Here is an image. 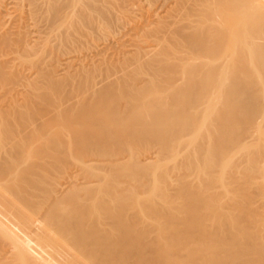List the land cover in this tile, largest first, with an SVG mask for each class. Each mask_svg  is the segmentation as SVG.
Returning <instances> with one entry per match:
<instances>
[{
  "label": "bare ground",
  "instance_id": "bare-ground-1",
  "mask_svg": "<svg viewBox=\"0 0 264 264\" xmlns=\"http://www.w3.org/2000/svg\"><path fill=\"white\" fill-rule=\"evenodd\" d=\"M11 76L0 264H264V0H0Z\"/></svg>",
  "mask_w": 264,
  "mask_h": 264
},
{
  "label": "rangeland",
  "instance_id": "rangeland-1",
  "mask_svg": "<svg viewBox=\"0 0 264 264\" xmlns=\"http://www.w3.org/2000/svg\"><path fill=\"white\" fill-rule=\"evenodd\" d=\"M112 37V36H111ZM115 37V38H114ZM114 37L113 38H111L110 39V37H109V43L107 42V43H105V44H103L102 45V47L101 48H105V49H107V52H114L115 51V49L117 48V42L119 41V42H121V41H123V42H125V44L127 45V46H129V44H130V40H128V36H120V34L117 36V35H114ZM119 39V40H118ZM116 40H118V41H116ZM111 42V43H110ZM113 44V45H112ZM106 45V46H105ZM103 46H105V47H103ZM115 46V47H114ZM79 48H80V45H79ZM113 49V50H112ZM123 49H125V50H130L131 48H129V47H125V48H123ZM93 51V50H92ZM87 52V53H86ZM72 55V54H71ZM78 55H82V56H85V57H87L88 59H86V61L87 62H91V61H95V60H98L99 59V56L97 55V53H96V51H94V52H89L88 50H85L84 52H82V53H75V55H73L72 57H76V56H78ZM89 55V56H88ZM93 57H94V59H93ZM123 63V62H122ZM121 63V64H122ZM120 66V67H119ZM120 68H121V65H117L116 66V68H114V66L112 67V70H114L115 72H117L119 75H121L122 73H121V71H120ZM79 75V77L80 78H78V76H77V81H79V80H83L84 78V74H83V76H82V74H78ZM13 77L11 76V77H4L3 79H2V82H1V80H0V111L2 112V114L3 115H7L6 114V112L8 113V114H14L15 113V109L18 107L17 106V104H23L24 102H25V99H26V95L25 94H27L26 92L24 93V87H20V86H17V87H14L13 85H12V82L14 81L13 79H12ZM83 78V79H82ZM7 79V80H6ZM12 79V80H11ZM114 79V77H112V78H109V79H106L105 81H104V83H106V84H108V82H110V81H112ZM11 80V81H10ZM10 84V85H9ZM101 84H103V83H101ZM101 84H100V86H101ZM104 85V84H103ZM102 85V86H103ZM12 89H11V88ZM15 88V89H14ZM14 89V90H13ZM44 89H46V87H44ZM43 89V91H40V92H42V93H45L47 90H44ZM12 90V91H11ZM24 93V94H23ZM23 94V95H22ZM23 99V100H22ZM72 99V100H71ZM78 102V98L75 96V98H74V96H66V97H64L63 98V101H61V102H57V105H56V103H54L53 102V104H51L52 106H50V104L49 105H47V106H43L44 108L45 107H49V109L51 110H56V109H58V108H60V109H63L64 107H66V108H68V106H67V104H70V107L72 106V105H75L77 102L75 101V100ZM65 100V101H64ZM19 101V102H18ZM2 102V103H1ZM74 102V103H73ZM10 104V105H9ZM38 106H41V105H43V104H41V105H39V104H37ZM45 105V104H44ZM57 106L56 108H55V106ZM60 106V107H59ZM40 108H42V106L40 107ZM39 108V109H40ZM43 108V109H44ZM18 109H20V107L19 108H17V110H16V112L18 111ZM47 109V108H46ZM42 110V109H41ZM1 114V113H0ZM105 160L107 159L108 160V158H104ZM75 159L73 158L72 159V161H74ZM102 160V159H101ZM93 161V160H92ZM91 161V164L93 163H97L96 165H104V162H102V163H100L97 159H94V161L92 162ZM99 162V163H98ZM89 164H90V162H89ZM104 170H102L103 172H102V174L104 173V172H109L110 170H109V168L107 169V167H106V169L107 170H105V167L103 168ZM230 169V168H229ZM70 170V171H69ZM77 171V172H76ZM177 172V171H176ZM179 172V171H178ZM83 173H85L84 171H81V170H78L77 169V167H74V166H71L68 170H67V172L65 173V174H63V175H61V178L64 180V181H68L70 178H72V177H74V175L76 176V175H79V176H81V178L83 179V181H84V179H86L85 178V176L87 177V175L85 174H83ZM71 174V175H70ZM74 174V175H73ZM83 174V175H82ZM68 175V176H67ZM89 179L90 180H92L94 177L92 176V175H89ZM112 178V175H110L109 174V179H111ZM87 179H88V177H87ZM87 179L85 180V181H87ZM62 180V181H63ZM218 187H220V186H216L215 187V189L213 190V191H215V192H213V193H216V194H218V192L217 191H219V190H221V191H219V194H221V192H223L224 193V189H222L221 187L218 189ZM216 188H217V190H216ZM257 190H255V192H256ZM250 194H251V196H250ZM249 195V197H254V195L252 194V193H249L248 194ZM247 195V196H248ZM253 195V196H252ZM259 204V203H258ZM255 207H259V206H255ZM228 216V217H227ZM227 216H225V219L227 218H231V217H229V216H231V215H227Z\"/></svg>",
  "mask_w": 264,
  "mask_h": 264
}]
</instances>
